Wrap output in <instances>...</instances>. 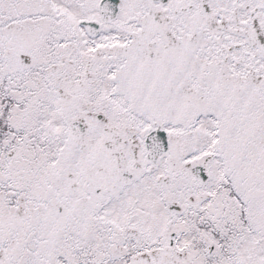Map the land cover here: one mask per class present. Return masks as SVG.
I'll return each instance as SVG.
<instances>
[{
    "label": "snow or ice",
    "instance_id": "1",
    "mask_svg": "<svg viewBox=\"0 0 264 264\" xmlns=\"http://www.w3.org/2000/svg\"><path fill=\"white\" fill-rule=\"evenodd\" d=\"M0 264H264V0H0Z\"/></svg>",
    "mask_w": 264,
    "mask_h": 264
}]
</instances>
